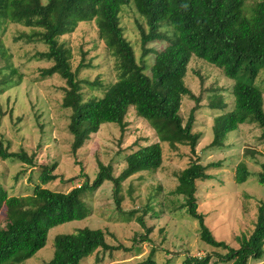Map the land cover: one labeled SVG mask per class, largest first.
I'll return each instance as SVG.
<instances>
[{
    "label": "rangeland",
    "instance_id": "374dc122",
    "mask_svg": "<svg viewBox=\"0 0 264 264\" xmlns=\"http://www.w3.org/2000/svg\"><path fill=\"white\" fill-rule=\"evenodd\" d=\"M253 1L245 0V3ZM119 19L137 61L150 74L154 53L149 50L143 54L140 44L139 27H145L144 19L132 5L123 7ZM35 30L12 20L0 26V80L18 81L0 93V135L9 142L12 151L24 149L29 155L34 154L36 161L32 167L12 157L0 160V184L7 189L9 204L14 203L13 197L32 194L39 182L40 163H55L53 172L59 175L42 186L67 192L83 181L81 172L92 182L99 162L111 164L114 175H118L124 167V155L139 144L158 141L163 161L154 173L141 171L124 179L117 193L118 206L111 181H104L97 189H85L82 198L91 208L90 214L51 228L46 245L21 264H48L54 251V237L85 226L102 229L107 243L117 248L100 250L83 259L81 264H131L147 257L152 248L156 264H184L187 256L224 254L225 249L202 241L198 220L186 211L185 197L175 192L179 172L194 159L204 165L221 163L207 168L211 178L197 180V210L204 214L205 224L216 239L237 247L239 239L253 229L259 201L264 200V183L257 176L264 171V139L259 125L247 117L246 111L240 110L243 118L237 129L228 133L223 145H210L215 116L234 108L231 88L235 79L225 76L221 68L205 59L195 55L189 59L184 82L201 98L192 128L197 135L195 154L189 145L171 147L161 141L147 120L137 116L135 108L130 106L123 131L117 123H103L75 155L70 147L73 136L67 129L71 111L61 106L67 86L58 74L49 72L53 62L41 55L47 46L39 34L33 33ZM60 41L71 50L72 69L81 61L85 64L77 74L85 99L101 95L104 86L117 79L115 57L99 38L94 21L79 22ZM164 44L157 40L149 43L148 48L157 50ZM236 80L255 86L264 101V61H245ZM98 82L97 86L90 84ZM217 98L227 107H210V102ZM193 105L194 100L182 96L183 123L188 120ZM239 165L251 172L242 183L234 178ZM139 216L143 217L145 226L139 222ZM5 221L4 209H1L0 226ZM216 259L213 255L210 261ZM216 264L229 263L216 261ZM247 264H264V254L260 259L250 257Z\"/></svg>",
    "mask_w": 264,
    "mask_h": 264
},
{
    "label": "trees",
    "instance_id": "16d2710c",
    "mask_svg": "<svg viewBox=\"0 0 264 264\" xmlns=\"http://www.w3.org/2000/svg\"><path fill=\"white\" fill-rule=\"evenodd\" d=\"M133 6L144 19L145 27H139L143 54L153 51L150 74L145 73L143 63L137 61L131 43L124 37L119 14L123 7ZM22 23L37 29L47 46L41 55L53 64L50 73L65 80L66 89L61 106L69 108L68 131L73 139L70 147L77 154L83 144L101 125L114 122L123 131L125 117L130 106L136 115L147 120L161 141L171 147L189 145L195 154L197 135L192 131L195 113L201 98L185 84L184 75L192 55L205 59L222 69L225 76L235 79L231 94L234 108L219 113L212 126L211 146L223 145L229 132L242 121L239 111H246L251 121L261 128L264 139V101L262 93L252 84L237 81L245 61H264V0L245 3V0H0V26L6 21ZM94 21L98 36L116 60L117 79L104 86L101 95L84 98L81 79L77 74L85 66L81 61L76 69L71 67V50L60 37L72 32L79 22ZM169 29V31L167 30ZM157 40L165 44L153 50L148 44ZM18 81L0 80V93ZM99 85L98 83H90ZM194 100L186 123L180 114L182 96ZM212 108L227 105L217 98L210 102ZM15 158L21 163L36 166L35 155L24 149L12 151L9 142L0 135V160ZM162 147L158 141L139 144L124 155V167L114 175L111 164L98 163L99 170L89 181L86 173L79 176L83 181L67 192L51 190L42 185L59 177L54 173L55 163H40L39 182L28 197H13L0 184V211L4 209L5 224L0 226V264H21L46 245L48 232L54 226L73 220H81L90 214L82 198L85 189H97L104 181H111L115 203L121 182L131 175L147 171L154 173L162 164ZM221 163L202 164L194 159L179 172L175 192L185 197L188 214L198 220L200 238L206 244L225 249L224 254L207 253L204 256H187L184 264H247L248 259H260L264 254V200L257 207L253 229L239 239L233 247L218 240L205 224L204 214L197 210L195 196L197 180L211 178L206 172L210 166ZM251 172L245 166L235 169V181L242 183ZM258 181L264 183V171L257 173ZM145 226L143 217H138ZM147 232L150 228L146 227ZM107 243L105 232L87 226L75 232L57 234L54 251L48 264H81L94 253L116 249ZM154 249L142 260L131 264H156ZM216 261H210L212 256Z\"/></svg>",
    "mask_w": 264,
    "mask_h": 264
}]
</instances>
